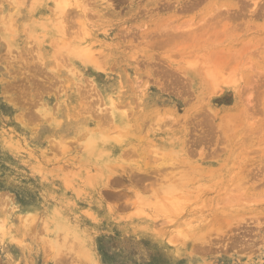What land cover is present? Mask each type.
Here are the masks:
<instances>
[{
	"label": "rangeland",
	"instance_id": "obj_1",
	"mask_svg": "<svg viewBox=\"0 0 264 264\" xmlns=\"http://www.w3.org/2000/svg\"><path fill=\"white\" fill-rule=\"evenodd\" d=\"M0 264H264V0H0Z\"/></svg>",
	"mask_w": 264,
	"mask_h": 264
}]
</instances>
